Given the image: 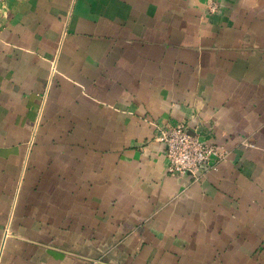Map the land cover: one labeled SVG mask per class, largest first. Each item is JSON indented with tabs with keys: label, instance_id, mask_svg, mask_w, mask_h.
Returning <instances> with one entry per match:
<instances>
[{
	"label": "crops",
	"instance_id": "obj_1",
	"mask_svg": "<svg viewBox=\"0 0 264 264\" xmlns=\"http://www.w3.org/2000/svg\"><path fill=\"white\" fill-rule=\"evenodd\" d=\"M95 261L264 264V0H0V264Z\"/></svg>",
	"mask_w": 264,
	"mask_h": 264
},
{
	"label": "built area",
	"instance_id": "obj_2",
	"mask_svg": "<svg viewBox=\"0 0 264 264\" xmlns=\"http://www.w3.org/2000/svg\"><path fill=\"white\" fill-rule=\"evenodd\" d=\"M155 140L164 146L167 172L175 176L188 175L197 179L213 158L221 161L227 156L223 148L208 144L198 134L190 132L185 123L159 127Z\"/></svg>",
	"mask_w": 264,
	"mask_h": 264
}]
</instances>
